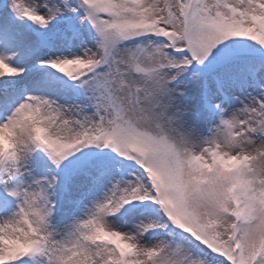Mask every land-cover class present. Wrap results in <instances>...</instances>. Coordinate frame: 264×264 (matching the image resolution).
Here are the masks:
<instances>
[{"label": "snow or ice", "instance_id": "6c2138e0", "mask_svg": "<svg viewBox=\"0 0 264 264\" xmlns=\"http://www.w3.org/2000/svg\"><path fill=\"white\" fill-rule=\"evenodd\" d=\"M0 264H264V0H0Z\"/></svg>", "mask_w": 264, "mask_h": 264}]
</instances>
